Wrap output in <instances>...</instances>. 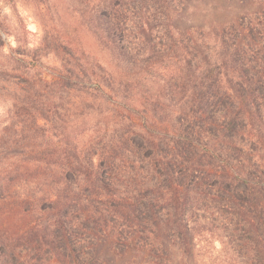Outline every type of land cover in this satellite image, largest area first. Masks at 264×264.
Returning <instances> with one entry per match:
<instances>
[{"label":"trees","instance_id":"obj_1","mask_svg":"<svg viewBox=\"0 0 264 264\" xmlns=\"http://www.w3.org/2000/svg\"><path fill=\"white\" fill-rule=\"evenodd\" d=\"M154 1L39 0L34 81L0 17V264H169L220 216L264 261V3L194 25Z\"/></svg>","mask_w":264,"mask_h":264},{"label":"rangeland","instance_id":"obj_2","mask_svg":"<svg viewBox=\"0 0 264 264\" xmlns=\"http://www.w3.org/2000/svg\"><path fill=\"white\" fill-rule=\"evenodd\" d=\"M39 0H0V17L6 24L5 30H15L26 41V54L21 64L25 74L36 80L57 65V56L51 50L33 49L38 46L43 33L42 25L52 26L57 20L56 13L52 16L39 12ZM126 3H155L154 0H125ZM189 9L187 24L208 25L215 21L229 19L234 13L242 12L246 7H257L264 0H182ZM43 13V14H42ZM53 17L52 20L50 18ZM193 19V20H192ZM13 32L6 34L0 31V52H8L9 45L15 46ZM14 52V51H13ZM47 53V54H45ZM36 54V56L34 55ZM45 54L46 56L42 57ZM3 60V59H1ZM14 75V73H11ZM24 74V75H25ZM34 79V80H33ZM14 89L11 84L0 82V118L6 116L8 108L14 102L11 98ZM214 217V215H213ZM254 233L235 231L234 227L227 225L222 216L205 223L204 228L196 231L190 256L179 259L175 250L170 251L169 264H264L262 258L255 259L258 242L254 241ZM95 236V235H94ZM250 238L252 240H250ZM88 248V247H87ZM83 248V251H92V248ZM81 251V250H80ZM99 254L105 253V247L96 250ZM177 253V252H176ZM90 255V254H88ZM103 257V256H101ZM104 258V257H103ZM105 259L112 260V255L106 254ZM180 260V261H179ZM41 263H48L46 256L40 258ZM51 263V262H49Z\"/></svg>","mask_w":264,"mask_h":264}]
</instances>
